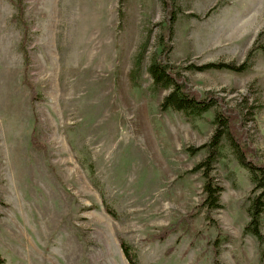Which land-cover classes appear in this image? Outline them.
Here are the masks:
<instances>
[{"label":"rangeland","instance_id":"374dc122","mask_svg":"<svg viewBox=\"0 0 264 264\" xmlns=\"http://www.w3.org/2000/svg\"><path fill=\"white\" fill-rule=\"evenodd\" d=\"M173 2L171 63L242 115L264 163V0ZM167 19L164 0H0L5 264H129L121 240L139 264H264V215L260 242L245 230L254 185L227 138L213 171L223 208L201 207L214 111L162 110L170 90L148 69ZM212 62L250 68L186 69Z\"/></svg>","mask_w":264,"mask_h":264},{"label":"trees","instance_id":"16d2710c","mask_svg":"<svg viewBox=\"0 0 264 264\" xmlns=\"http://www.w3.org/2000/svg\"><path fill=\"white\" fill-rule=\"evenodd\" d=\"M167 5L168 11V25L167 40L165 36L161 37L162 50L158 54H154L149 66V74L153 79V86L156 90H170V93L164 98L162 103V110L168 111L170 109L182 112L188 119L201 118L203 115L214 111L215 117L213 124L215 126L214 134L211 141L206 147L210 149L207 159L199 164L195 170H202L205 179L204 193L206 199L202 203L201 207H206L208 210L222 209L221 195L223 187H221L214 175V165L217 160L218 151L225 138L228 139L231 146L235 149L237 159L240 165L246 168L251 176V182L254 188L251 192L249 207L250 222L246 226L245 230L257 237L260 242L263 241L262 234V216L264 215V163L259 161L258 150L255 148L251 139L248 136V130L245 127L243 117L235 109L227 107L222 103V98L215 95L213 92H207L204 95L194 91L182 70L174 66L169 55L172 51L170 41L173 36V26L176 21L174 13L173 0H164ZM147 43L142 45L140 53L138 55V61L143 60L147 51ZM264 54V46L262 47ZM250 68L248 63H243L240 66L226 63H207L200 66L191 65L186 68L189 71L206 72V71H221L228 70L233 72H245ZM32 100H36V88L30 84ZM31 143L34 149L46 150V147L42 145L37 138L36 129L31 136ZM110 213L111 210H108ZM171 227L165 229L166 232L171 231ZM163 236L166 235L162 232ZM123 254L129 264H139L137 254L133 251L132 247L126 242L121 240L120 242ZM6 259L0 254V264H5Z\"/></svg>","mask_w":264,"mask_h":264}]
</instances>
